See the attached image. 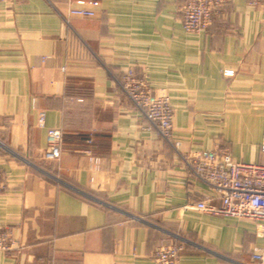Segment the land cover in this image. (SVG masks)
<instances>
[{
	"label": "crops",
	"instance_id": "obj_1",
	"mask_svg": "<svg viewBox=\"0 0 264 264\" xmlns=\"http://www.w3.org/2000/svg\"><path fill=\"white\" fill-rule=\"evenodd\" d=\"M75 1H0V264H156L178 238V264H258L254 221L185 207L212 191L179 150L263 159L264 3L229 0L189 33L187 0H98L90 18ZM128 67L169 95L179 149L120 95ZM48 127L64 132L58 161Z\"/></svg>",
	"mask_w": 264,
	"mask_h": 264
},
{
	"label": "built area",
	"instance_id": "obj_2",
	"mask_svg": "<svg viewBox=\"0 0 264 264\" xmlns=\"http://www.w3.org/2000/svg\"><path fill=\"white\" fill-rule=\"evenodd\" d=\"M228 1L187 0L181 6L184 30L189 33L207 32L214 15L219 13ZM247 1L250 5L264 3V0ZM99 8L98 0H77L72 2L69 14L90 18L98 14ZM234 72L233 69L224 70L226 76H233ZM115 83L120 95L139 110L149 126L175 149H179L181 142L173 135L174 108L169 95L156 92L133 67L121 72L115 78ZM37 125L46 127L44 110H39ZM47 142L44 158L48 161H58L63 153V129L48 127ZM259 150L263 159L256 162L237 161L227 148L218 144L190 153L179 150L194 178L208 185L212 191L199 200L188 201L185 207L214 215L252 220L256 226V236L264 239V136ZM93 160L96 163L99 161L96 157ZM4 189L5 178L0 172V194ZM9 240V232L0 228L1 250L9 248ZM185 242V239L178 238L161 244L153 256L155 263L178 264ZM252 259L258 264H264V245L254 248Z\"/></svg>",
	"mask_w": 264,
	"mask_h": 264
}]
</instances>
